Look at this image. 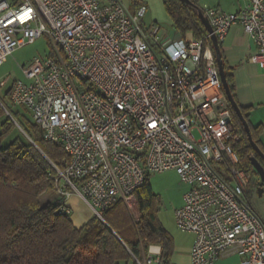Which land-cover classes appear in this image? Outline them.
Listing matches in <instances>:
<instances>
[{
	"label": "built area",
	"instance_id": "obj_1",
	"mask_svg": "<svg viewBox=\"0 0 264 264\" xmlns=\"http://www.w3.org/2000/svg\"><path fill=\"white\" fill-rule=\"evenodd\" d=\"M200 9L218 42L231 25L243 27L264 74V0L232 13ZM146 11L122 0H0V62L43 35L53 49L22 67L26 80L7 76L0 87L10 83L12 105L25 106L66 154L54 166L60 210L71 212L66 200L77 194L101 218L116 200L132 201L146 174L174 170L189 186L174 219L193 235L190 264L229 256L264 264V220L245 196L251 174L233 147L241 134L211 34L196 39L173 26L160 35Z\"/></svg>",
	"mask_w": 264,
	"mask_h": 264
},
{
	"label": "trees",
	"instance_id": "obj_2",
	"mask_svg": "<svg viewBox=\"0 0 264 264\" xmlns=\"http://www.w3.org/2000/svg\"><path fill=\"white\" fill-rule=\"evenodd\" d=\"M191 1L198 5L196 0ZM137 4L133 1L131 9ZM164 7L180 34L190 31L196 39L205 38L206 30L195 8L180 0H164ZM223 67L234 97L224 62ZM0 102L7 110L0 105V264H144L149 246L154 244L160 246L157 264H170L174 244L157 219V197L149 184V174L135 192L138 219L132 217L123 200H116L101 211L102 219L93 215L76 227L71 212L60 210L62 201L56 192L54 166L61 169L66 158L61 144L45 140L38 125L26 121L15 109L22 107L30 113L25 106ZM228 106L241 134L233 144L239 167L251 174L245 192L249 201L250 192L259 184L253 179L258 174L250 158L255 156L263 167L264 160L254 151L242 123ZM241 111L253 141L264 153L257 137L260 126L251 127L246 109L241 107Z\"/></svg>",
	"mask_w": 264,
	"mask_h": 264
},
{
	"label": "rangeland",
	"instance_id": "obj_3",
	"mask_svg": "<svg viewBox=\"0 0 264 264\" xmlns=\"http://www.w3.org/2000/svg\"><path fill=\"white\" fill-rule=\"evenodd\" d=\"M126 7H130L133 1H136L139 5L141 3L146 4L147 11L143 17V21L146 24L156 23L159 26V34L163 35L165 32L173 33V23L165 10L164 0H122ZM136 5V6H137ZM52 45L46 35L37 38L34 42L25 44L15 49L12 54L8 55L4 60L0 62V81L7 76L11 79L26 80L22 72L23 66H28L34 59L48 56L52 53ZM0 99L7 105L12 106L9 100L7 92L0 94ZM0 105L7 113V110L0 102ZM24 115L26 121L33 123L30 113L22 107H15ZM14 124L21 130L16 121ZM256 181H259V176H253ZM149 184L153 193L156 195V208L157 219L169 232L172 237L175 246L189 247L193 241V235L189 232L181 231L175 223L174 212L183 203V195L189 189V186L183 183L174 170H166L158 173L149 174ZM252 208L260 215L264 220V185L261 195H258L257 189L253 188L249 196ZM127 209L130 211L133 218L138 219V211L135 197L130 202H124ZM81 213L78 214L76 220L72 217L75 223L84 221L87 222L92 217L94 212L90 207L84 203ZM86 208V209H85ZM98 217V216H97ZM102 219V217H98ZM82 226V225H81ZM233 257L220 258L216 264H236Z\"/></svg>",
	"mask_w": 264,
	"mask_h": 264
},
{
	"label": "crops",
	"instance_id": "obj_4",
	"mask_svg": "<svg viewBox=\"0 0 264 264\" xmlns=\"http://www.w3.org/2000/svg\"><path fill=\"white\" fill-rule=\"evenodd\" d=\"M196 1L199 6L206 5L215 7L226 13H232L248 5L250 0ZM219 46L223 62L231 75L234 98L240 107L246 109L248 114L247 119L251 127L260 126L257 137L260 145L264 148V74L250 60V56L255 52V45L243 27L234 24L229 27L223 39L219 40ZM9 87L10 83L4 87H0V93H6ZM84 203L77 194H71L66 200V204L71 210V221L76 227H80L85 223L86 219L84 217V221H80L78 224L72 220V217L76 220L78 214L81 213ZM192 242L189 247L174 245L170 264H190L189 251ZM148 251L149 253L158 252L160 251V246L158 244L150 245ZM230 257H233L236 264H238V257Z\"/></svg>",
	"mask_w": 264,
	"mask_h": 264
},
{
	"label": "water",
	"instance_id": "obj_5",
	"mask_svg": "<svg viewBox=\"0 0 264 264\" xmlns=\"http://www.w3.org/2000/svg\"><path fill=\"white\" fill-rule=\"evenodd\" d=\"M180 2H182L184 5L192 6L193 8H195L197 15H198V18L200 19L201 23L203 24L206 32L211 34L213 55H214V58H215L216 63H217L218 72H219V76H220V80H221V84H222V88H223L225 97H226L228 103L230 104V106L232 107L234 113L239 118L240 122L242 123V126H243L244 131L247 135V138H248L250 145L253 147V149L257 153V155H259V157L264 160V153L257 146V144L253 141L251 133H250L249 125H248L246 119L244 118V116L242 114L241 107L236 102L235 98L233 97V95L230 91L229 85H228L227 80H226L224 67H223V59H222V55H221V51H220L219 42L217 41L216 36L212 33L211 25L209 24L208 20L203 15V13L200 9V6L195 5L191 0H180ZM206 56L211 57V51L209 49L206 51ZM250 162L252 164L253 169L255 170V172L259 176V184L257 187V192H258V195L260 196L262 193V190H263V185H264V167L260 164V162L257 160V158L255 156H251Z\"/></svg>",
	"mask_w": 264,
	"mask_h": 264
},
{
	"label": "flooded vegetation",
	"instance_id": "obj_6",
	"mask_svg": "<svg viewBox=\"0 0 264 264\" xmlns=\"http://www.w3.org/2000/svg\"><path fill=\"white\" fill-rule=\"evenodd\" d=\"M248 202H249V204L251 205L250 200H249ZM251 206H252V205H251Z\"/></svg>",
	"mask_w": 264,
	"mask_h": 264
}]
</instances>
